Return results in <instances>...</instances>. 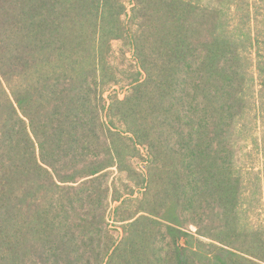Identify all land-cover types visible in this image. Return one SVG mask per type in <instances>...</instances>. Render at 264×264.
<instances>
[{
	"label": "trees",
	"instance_id": "16d2710c",
	"mask_svg": "<svg viewBox=\"0 0 264 264\" xmlns=\"http://www.w3.org/2000/svg\"><path fill=\"white\" fill-rule=\"evenodd\" d=\"M229 4L0 0V264H264L233 140L254 97L242 51L262 99L264 39L231 33Z\"/></svg>",
	"mask_w": 264,
	"mask_h": 264
},
{
	"label": "rangeland",
	"instance_id": "374dc122",
	"mask_svg": "<svg viewBox=\"0 0 264 264\" xmlns=\"http://www.w3.org/2000/svg\"><path fill=\"white\" fill-rule=\"evenodd\" d=\"M201 2H212L215 7L221 3L230 2L224 9H221L225 20L227 21V28L231 33L241 35V38L252 34L254 39L258 38V42L264 39V0H193ZM132 5H129V9ZM130 11L128 16H124L126 20H129ZM122 43L119 40L113 41V47L116 51V56L120 55V47ZM245 49L242 51L245 57V62L248 66L249 74L254 77L251 82V88H253V101H249L250 110L246 113L245 117L240 118L234 126L235 141L234 149L236 151L235 166L238 168V172L242 176L244 184L242 185L241 203L243 210L240 212V221L246 222L250 225L264 226V98L259 97V90H261V81L257 74V44L256 47L251 48L249 41L245 42ZM256 48V49H255ZM127 57L130 62H134L132 52L127 53ZM117 65L125 67L124 59L121 57L117 59ZM118 95L120 98L125 97V93L118 89ZM230 145V142H229ZM140 152L138 157L132 160L134 167L137 169V173L144 176L149 166V153L146 146L139 147ZM110 179L119 178L116 180L117 186H119L122 193L130 192L134 189V197H144L147 192V187H137L135 182L138 180V175H132L127 177V174L119 175V171L114 167L110 168ZM163 184V179L160 182L154 184V189L157 190ZM145 186V185H143ZM147 186V185H146ZM149 191V190H148ZM144 192V193H143ZM120 202H112L108 211V222L111 224L110 229L115 237H122L123 229L120 227L121 222L115 221L116 208ZM156 210H160V205ZM162 210V209H161ZM163 212V211H159ZM215 225V223L213 222ZM114 225V226H113ZM117 226V229L116 227ZM191 230L196 231L195 226L190 227ZM93 237L99 238L94 234ZM204 240L211 241L208 238Z\"/></svg>",
	"mask_w": 264,
	"mask_h": 264
}]
</instances>
